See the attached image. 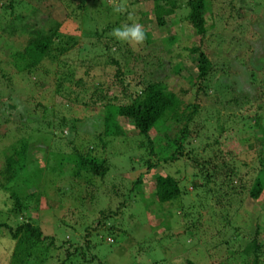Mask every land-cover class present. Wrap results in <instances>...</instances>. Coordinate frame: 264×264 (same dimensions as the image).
<instances>
[{
	"label": "rangeland",
	"instance_id": "rangeland-1",
	"mask_svg": "<svg viewBox=\"0 0 264 264\" xmlns=\"http://www.w3.org/2000/svg\"><path fill=\"white\" fill-rule=\"evenodd\" d=\"M5 1H0L1 62L7 60L9 51L15 49L25 36L17 31L15 37H11L9 26H14L10 21L16 15L27 12L28 7L37 12L36 23L45 26L48 20L57 22L59 34L76 37L80 47L59 57L61 62L69 64L75 75L74 80L59 87L62 90L54 88L58 74L49 76L37 69L28 74L13 73L12 88L5 92V96H14L13 103L11 99L1 98L7 107L1 109L2 116L4 113L11 117L14 115L15 110L9 103L17 106L21 103L25 115L16 114L10 119L17 125L4 122L0 117V170L3 159L18 149L20 140L26 139L27 159L23 163L27 166L23 175L35 182L36 185H29L28 192L38 193V198L37 202L28 201V205L18 211L8 191L2 189L0 222L8 224L11 229L16 224L30 222L38 226L45 237L39 242V248L48 245L47 250L35 258L36 261H33V254L26 264H100L99 261L105 264H245L241 250L252 238L260 246L257 252L259 264H264V191L256 200L244 194L236 197L239 210L235 203L238 211L233 214V223L230 224L234 225L235 232L232 227L227 232L231 236L236 233L240 239H230L229 248L224 249L226 245L222 242L228 237L216 232L218 235L209 238L213 226L198 205L202 202L200 197L205 194L202 191L207 189V185L202 186L205 180L200 179L211 174V166H205L206 170L200 171L195 161L190 159L199 161L203 157L209 160L217 150L230 151L234 164L241 172L250 170L245 175L246 184L256 173L254 150L257 148L252 137L259 136V133L253 125L252 116H261L260 122L264 127V84L262 88L256 87L255 79L250 83L246 67L264 70V0H206L204 34H196L183 19L187 13V0H175L176 9L168 17V25L163 27L156 26L151 13L152 0H15L12 11L4 8ZM121 3H126L127 11L115 12L114 6ZM28 18L27 15L24 19ZM20 23L24 22L21 20ZM135 23L143 25L154 41L153 44L142 45L138 51L110 35L115 27ZM95 31L100 34L94 35ZM170 37L175 38L173 44H168ZM248 46L251 49H247ZM85 47L87 49L83 50ZM189 47H199L211 63L207 84L210 86L208 92L213 96L202 97L198 114L190 127L188 143L182 145L183 155H178L174 162L149 169L147 174L142 175L141 186L127 193L131 181L143 170L140 163L144 152L135 145V138L130 137L126 121L119 120L127 135L113 138L114 141L104 137V140H109L105 149L94 153L107 159L109 172L102 179H93L95 185L72 179L71 162L75 147L86 145L88 147L84 148H89V145L97 143L95 135L102 131L103 118L100 105L84 106L78 101H87L92 90L110 84L114 78L110 61L116 60L120 64L130 84L136 80L156 78L177 92L187 84L174 72L186 78L196 72ZM152 54L159 56L161 67H156L155 58L150 57ZM87 62L94 65H90L88 74L83 75L82 69ZM177 62L182 68L175 67ZM0 66L8 67L4 63ZM56 68L60 75L64 73L65 67ZM263 70L260 78L264 75ZM78 78L84 86H74L73 82ZM215 84L218 87L223 85L226 91L223 87L216 90L213 87ZM109 92L121 97L118 88H110ZM65 93L70 97L77 93L78 101L64 98ZM240 95L242 98L237 103L226 104V100L232 101ZM184 97L192 99L193 96L188 93ZM43 109L44 114L41 113ZM61 117L67 120L64 125L57 121ZM220 125L223 127L219 133ZM213 137L217 138L216 143ZM154 139L155 151L159 149L158 143L165 146L161 128L159 136ZM97 146L98 150V143ZM168 152L172 150L168 149ZM159 174L170 175L178 182L182 191L178 198L180 204L157 203L153 188L155 177ZM0 183L3 185L5 181L2 179ZM112 188L118 195L124 194L127 206L121 209V215L105 219L99 225L97 220L102 218L99 210L113 211L120 201L112 194ZM22 191L21 186L16 189V192ZM141 191L142 199L146 201L139 196L136 199L134 194ZM188 202L194 204L190 207L192 211L202 214L198 223L199 232L186 228L189 222L179 210L182 206V209H188L185 205ZM110 226L112 228H108ZM85 245H89L84 252L89 262L74 254V249L79 253ZM14 247L15 241L10 238L8 229L0 227V264H12ZM226 251L238 254L235 263L226 261Z\"/></svg>",
	"mask_w": 264,
	"mask_h": 264
},
{
	"label": "trees",
	"instance_id": "trees-1",
	"mask_svg": "<svg viewBox=\"0 0 264 264\" xmlns=\"http://www.w3.org/2000/svg\"><path fill=\"white\" fill-rule=\"evenodd\" d=\"M152 1L153 7L151 13L156 26L163 27L164 25H168V17L172 15L176 9L175 0ZM15 4V0H6L4 8L12 11ZM1 5L2 4H0V6ZM185 5L187 7V13L184 15L183 19L191 25L196 34H204L206 31L204 17L206 0H187ZM36 13L37 12L33 8L28 7L27 12L16 15L15 18L10 21V24H15L14 26H9V28H11L10 36L15 37L17 31L21 34L24 33L25 36L20 40L21 42L17 41L19 44L15 49L13 48L9 51L7 60L5 59L3 62L0 60V64L4 63L8 66H0V111L1 109L5 110V108H7L5 101L1 99L2 96L9 101L11 99V102L14 98L13 95L5 96V92L10 91L12 88L13 73L21 72L28 74L39 69V73L42 72L49 76L58 74L59 78L55 79L56 82H54L55 90H59V87H62L64 82H71L75 79L73 69L69 68L68 63L61 62L59 57L65 55L73 48L77 47L80 49V47L77 46L78 42L76 37L60 35L57 29L58 23L55 21L48 20V23H46L45 26H41L39 23H36ZM27 15L29 17L28 20L24 19ZM21 20L24 23L19 24ZM99 34L100 33L96 31L94 33L96 36ZM146 36L147 39L143 45L153 44L154 41L151 39L148 32H146ZM174 39L175 38L170 37L168 39V44H173ZM105 46L106 45L103 47ZM249 47L251 49V46H248L247 49H249ZM86 49L87 48L85 47L83 50ZM188 49L191 56L194 57L196 72L194 75H190L187 78L180 76L177 71L174 72L176 76H179V78L184 80L187 84L185 88H181L177 92L171 90L164 84V82H162V80L156 78L152 80H136L133 84H130V81L125 79L120 64L116 62V60H111L110 64L113 66L114 75L113 80L104 88L98 86L96 90H92L87 101H78L77 93L76 96L74 95L73 97H70V94L68 93H65V95L63 94L64 98L71 102L78 101L84 106L100 105L103 109L102 131L95 135L99 149L97 150L98 146L96 142L92 144V146L89 145V148H84L88 147L86 145L84 147L83 145L79 146L80 149L75 147L73 162H71L73 166V173H71L72 179H78L87 185H93V179H102L104 175L109 172L110 166L107 159L102 156L99 157L94 155V153H97L99 150L102 152L105 149L109 140H104V137H110L109 139L114 141L113 138L118 139L121 138V136L127 135L121 128L119 120L126 121L131 132L129 134L130 137L135 138V145L137 148H141L144 152V156L141 158L140 163L143 166V170L137 174L134 181H131L127 193L128 191L131 193L134 188L141 186L142 175L147 174L149 169L174 162L177 160L178 155H183L181 150L183 148L182 145L188 143L187 140L190 138L191 134L190 127L194 117L198 114L202 97L213 96L208 92L210 86L207 84V77L212 69L211 63L199 47H189ZM150 57L155 58L157 68L161 67L159 56L152 54ZM46 63H48V65ZM57 65L61 68L65 67L64 73H61V75L57 71ZM90 65L94 64L87 62L85 66H83L84 69L81 68L83 70V75L88 74V67H90ZM175 67L180 69L182 68V65L180 62H177ZM246 68L250 83H253L252 80L255 79L256 87L262 88V85L264 84V81H262L264 80V75H261V78L259 75L262 74L260 72L263 69H254L248 66ZM260 80L262 82H260ZM73 84L76 87L84 86V82L81 78L76 79ZM132 85H134L133 87L135 88H132ZM213 87L216 90L223 87L226 91V88L220 84L219 87L216 84L213 85ZM110 88H118L121 97H117L110 93ZM188 93L193 96L192 99H185L184 96ZM258 95H261L260 91L258 92ZM241 98L242 95L232 101L228 99L226 100V104H235L239 99L241 100ZM12 103H9V105L15 110L12 117L16 114L17 116L25 115V109L22 107L21 103L19 106ZM44 112L45 109L41 110L42 114H44ZM0 117L4 119V122L8 121L7 123L17 125L16 122L13 123L12 120L10 121L12 117L5 113ZM246 117L248 118V116ZM261 118L262 117L257 114L252 116L253 125L257 127L256 132L259 133V136L252 137L254 139L253 141H256L257 149L254 151L257 165L255 166L256 173L248 184L245 182V175L246 173H249L250 170L248 169V171L241 172L240 168L234 164L233 155L230 151L219 152L217 150L215 156L209 157V160H206L203 157H200L199 161L190 158L192 161H195V166L199 167L200 171H205V166H211V174L200 179L201 181L205 180V182L202 183V186L207 185V189H205L206 191L203 189L204 191L202 192H205V194L202 195L204 197H200L202 202H199L198 205L204 210L207 220L213 226V231H210L211 233L209 232L211 234H209V238H212L213 235H218L219 233L228 237L222 242L223 245H226L224 249L229 248L228 244L230 243V239H240L236 233H233L231 236V233L227 232L228 229L234 227V225L231 226L230 224L233 223V214L239 210V205L235 201L236 197H240L244 194V196L256 200L264 191V127L260 122ZM20 119H22V117H20ZM59 119L60 120L57 121L60 125H64L65 122H67L63 117ZM217 123H219V121ZM215 125L217 126L216 123ZM216 126H213V129L216 130ZM222 127L223 126L221 125L218 127L217 131L219 133L222 131ZM160 128L162 129V142L165 146L158 143L157 146L159 149H156L155 151L156 141L154 138H157V135L159 136ZM158 139L156 140L158 141ZM241 140L244 142L245 138ZM213 141L216 143L217 138L213 137ZM207 146L209 148L211 147L208 144ZM212 146L214 147V145ZM27 148V140H20L18 149H14V151H11L5 159H3L4 164L0 170V180L3 179L5 181V184L3 185L0 183V192L2 189L8 191V194L11 196L13 204L18 208V211L23 210V208L28 205V201L33 200L34 202H37L38 198V193L28 192L29 185H36L35 182L32 183L31 180L23 175V171L27 166L26 163H23L24 160L27 159ZM77 149H79V151ZM168 149L169 151L172 150V152L169 153ZM203 149H206V147ZM162 152L163 155H161ZM165 153L169 154L165 155ZM150 159L154 160L152 161ZM20 186L23 187L22 193L16 192V189L19 190ZM114 189L115 188H112L111 190L112 194H114V197L116 199L118 198L120 201L117 203V207L113 211L99 210V215L102 216V218L97 220V224L99 225H101L105 219L115 218L117 215H121V209L127 206V201L125 200V196H123L124 194L118 195ZM181 192L178 182L172 178V176L159 174L155 177L153 195L158 204L168 203L171 204V206L180 204L178 198ZM142 194L141 191L136 192L134 195L136 199H139V196L143 201ZM223 194L225 197H221ZM206 197H209L210 201ZM235 203L238 210L234 207ZM207 204H209L208 208ZM185 205L188 206H186L188 209H182V206L179 210L183 211L182 216L187 222H189V225L186 228L190 231L193 230L199 232L198 223H200L201 212L192 211L193 208L190 207H194V204L192 205L190 202L187 204L185 203ZM0 227L7 228L10 233V238L15 241L13 253L14 259L12 260V264H26L27 261L30 260L29 258L31 256L33 257V254L35 255L33 261H36L35 258H39V256L47 250L48 245L44 248H39V242L45 237L42 236L40 228L30 222L16 224L13 229H11L8 224L0 222ZM108 228H112V226ZM233 231L235 232V229ZM216 232L218 234H215ZM254 233L256 234V228ZM49 244H51V241ZM88 248L89 245L84 249L82 247L80 252L78 251L79 253L74 249V254L82 257L85 262H89L90 259L85 257L84 253ZM259 249L260 246L255 238L249 240L248 244H246L241 250L245 264H259V258L257 256ZM225 255L227 256L226 261L228 263H235L234 261L237 259L236 256H238L237 253L234 255L231 254L230 251H226ZM92 257L93 256H91V258ZM99 262L100 264H105L101 261ZM188 264L192 263L188 262Z\"/></svg>",
	"mask_w": 264,
	"mask_h": 264
},
{
	"label": "clouds",
	"instance_id": "clouds-1",
	"mask_svg": "<svg viewBox=\"0 0 264 264\" xmlns=\"http://www.w3.org/2000/svg\"><path fill=\"white\" fill-rule=\"evenodd\" d=\"M117 13L127 11L126 3L117 4L113 9ZM110 35L117 41L127 43L133 50L138 51L145 43L147 36L144 26L140 23L124 24L112 29Z\"/></svg>",
	"mask_w": 264,
	"mask_h": 264
}]
</instances>
